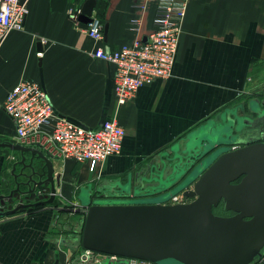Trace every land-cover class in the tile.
<instances>
[{
  "label": "crops",
  "instance_id": "0c3cea01",
  "mask_svg": "<svg viewBox=\"0 0 264 264\" xmlns=\"http://www.w3.org/2000/svg\"><path fill=\"white\" fill-rule=\"evenodd\" d=\"M85 1L27 0L23 30L10 31L0 43V143L15 144L14 124L2 103L20 82H38L57 116L88 129L116 119L125 130L120 153L108 157L96 172L85 164L51 159L54 173L63 180L55 184L56 192L65 186H87L89 175H94L111 183H131L134 194L138 183H149L152 171L164 172L166 178L178 165H189V157L208 154V158L234 132L238 137L247 130L239 121L254 119L263 128L258 115L246 108L258 109L263 99L264 0H189L171 76L141 87L121 107L116 106L112 91L113 65L93 53L131 43L135 35L127 30L128 23L141 12L134 0H94L93 12L107 26L103 41L97 42L68 15ZM154 10L149 4L142 14L141 38L153 29ZM214 138L220 140L218 145ZM210 143L214 147L208 149ZM20 160L18 152L0 148V196L15 189L16 181L6 183L4 176L8 164L15 166L18 175ZM29 160L26 155V163ZM81 167L83 176L77 170ZM9 184L13 185L10 190ZM26 190L20 187L21 192ZM31 194L15 193L12 199ZM12 199L1 201L0 210L11 205ZM51 205L0 218V264H67L72 260L77 253L75 239H69L64 223H60L63 231H56ZM253 264H264V259Z\"/></svg>",
  "mask_w": 264,
  "mask_h": 264
},
{
  "label": "water",
  "instance_id": "95a60500",
  "mask_svg": "<svg viewBox=\"0 0 264 264\" xmlns=\"http://www.w3.org/2000/svg\"><path fill=\"white\" fill-rule=\"evenodd\" d=\"M94 5V0L84 2L79 23H89ZM106 33L107 26L104 27V36ZM259 115L261 123L264 124V116L260 111ZM252 124L254 128L257 127L256 121ZM247 125L249 126L248 122ZM239 132L241 131H237ZM231 138H237L239 143L243 141L242 133ZM262 140L256 144L222 150L211 163L204 156L196 160L195 170H202L196 181L193 182L192 170L181 183H175V187L183 186L181 193L190 201L185 204L84 205L83 209L75 211L84 214L81 247L99 254L154 264H251L256 258L262 260L264 134ZM213 143L218 145L216 138ZM0 148L18 152L22 167L16 175L13 166L11 174L16 181V187L8 195L0 196V202L9 201L15 193H33L32 188L25 193L20 191L21 186L29 187L32 184L35 188L43 184L29 183L32 175L45 178L43 182L49 185L50 192L46 201L18 204L11 210H0V218L52 204L56 188L51 159L37 149L18 144L0 143ZM26 155L30 156L28 163ZM35 160L41 161L42 165L34 164ZM27 168L31 171L30 176L24 172ZM23 177L29 182L18 183L17 178L23 180ZM240 177V183H232ZM192 182V188H187ZM220 201L224 203V210L233 215L222 217L213 214V208Z\"/></svg>",
  "mask_w": 264,
  "mask_h": 264
},
{
  "label": "built area",
  "instance_id": "2783aa9c",
  "mask_svg": "<svg viewBox=\"0 0 264 264\" xmlns=\"http://www.w3.org/2000/svg\"><path fill=\"white\" fill-rule=\"evenodd\" d=\"M27 0H0V43L10 31H21L28 13ZM140 10L127 30L135 35L131 43L109 51L98 48L93 56L114 67L113 95L117 107L134 99L137 91L157 80L168 79L177 51L182 24L189 0H134ZM155 7L153 29L144 38L139 36L147 5ZM72 21L84 26L88 37L97 42L104 39V22L92 11L90 21L83 25L78 19L81 9L69 10ZM45 41H41L43 44ZM2 109L14 124V142L34 148L50 159L87 165L96 172L108 158L120 153L125 130L116 119L104 121L96 129H88L57 116L47 92L38 82H20L5 96ZM128 196L129 194L124 193ZM130 196V195H129ZM183 195H173L167 204H185ZM264 259V250H263ZM95 255V256H94ZM76 263L67 264H154L131 258L95 253L82 247Z\"/></svg>",
  "mask_w": 264,
  "mask_h": 264
},
{
  "label": "rangeland",
  "instance_id": "374dc122",
  "mask_svg": "<svg viewBox=\"0 0 264 264\" xmlns=\"http://www.w3.org/2000/svg\"><path fill=\"white\" fill-rule=\"evenodd\" d=\"M240 126H242L241 121H239ZM219 142L220 140H216ZM236 140L233 138H227L226 140L222 141L223 144L218 149L212 150V153H210L208 159L206 160L209 163H211L216 157L219 156L220 152L225 149H236L240 146L237 144H232ZM183 143H181L182 147ZM214 146L210 143L209 148H213ZM223 148V149H222ZM208 156V154H207ZM204 155V157H207ZM40 163L42 164L41 161H39L38 166H40ZM208 163V164H209ZM207 165V163L205 164ZM8 168L6 169V173L4 176V179L6 180V183H13L14 177H12L11 172L13 171V167L11 168V165H7ZM77 165H75L76 168ZM79 172L80 176H83L84 171L83 168H78L77 169ZM197 171H195L192 174V177ZM199 173V172H198ZM196 173V174H198ZM202 173V172H201ZM82 174V175H81ZM94 176V175H93ZM89 175V182L90 184L85 186L86 184L83 183L80 187L75 188L74 187H69L65 186L64 188L58 189L56 192V198L53 201L52 205L50 206L53 208L56 212V231L58 233H61L63 231L62 225L60 223L65 224V228L67 229L66 234L68 235V231L70 235H68L69 239H75V245H77L75 252H78L80 247L79 246V240L81 237L79 236V231L81 230V226L84 222V214L82 213H76L75 211L78 209H82L84 205L87 204H100V205H106V204H157V203H167L169 202V199L173 195H181L182 196V189L183 186H177V187H172L169 186V183H158L156 187H145V191L148 193H154V192H160L156 196H148L147 198H134L131 199V195L133 196V191H132V184L131 183H111L110 179H99L97 177H93ZM93 177V178H92ZM190 177V178H192ZM54 178H55V184L62 183L61 181L62 178L60 175H57L54 173ZM189 178V179H190ZM87 181V182H88ZM86 182V183H87ZM117 184L118 187H115L114 185ZM136 184V183H135ZM141 184L142 183H138ZM194 183H189L187 185V188H192V185ZM10 185V184H9ZM130 185V187H128ZM176 185V184H175ZM114 186V187H113ZM143 186V185H142ZM13 188V185H10L9 190ZM49 186L48 188L45 189V191H40L37 195H32L30 197H20V196H15L14 199H12V204L6 206L4 209L5 211L6 208H9V210L13 209L15 204L17 202L19 203H34L35 201L38 200H48L49 197ZM124 190L129 194L130 196H126L123 194ZM5 193H8L9 191L5 190ZM91 192L93 193L94 197H91ZM132 192V193H131ZM107 194V196L101 197V195ZM136 195H140L138 191L135 192ZM121 196H124L125 199L121 198ZM120 197V198H119ZM105 198V199H104ZM16 200V202H14ZM183 202H190L188 199H182ZM18 204V203H17ZM220 207L221 204H219ZM2 206V204H1ZM41 208H38L37 210L45 208V206H40ZM218 208V211H221V208ZM4 209L1 207V211H4ZM217 211V212H218ZM23 213V212H20ZM231 214V213H230ZM233 214V213H232ZM227 214L226 216H228ZM231 216V215H229ZM68 239V240H69ZM71 242H74V240H71ZM77 253L73 255L72 261L76 263L77 260ZM95 256V255H94ZM257 260V258H256ZM255 261V260H254ZM163 264H176L174 262H165Z\"/></svg>",
  "mask_w": 264,
  "mask_h": 264
},
{
  "label": "flooded vegetation",
  "instance_id": "af4514ba",
  "mask_svg": "<svg viewBox=\"0 0 264 264\" xmlns=\"http://www.w3.org/2000/svg\"><path fill=\"white\" fill-rule=\"evenodd\" d=\"M263 97L262 101H259V105L257 104V107L258 109H253L251 107H247V112L251 113L252 115H258L256 118L260 119V115H259V111L262 113V116H264V93L262 94L261 98ZM256 106H254V108H257ZM260 116V117H259ZM247 122L249 123V126L247 125ZM253 122H255L254 119L252 120H241V123L242 125H244V123H246V127H247V130H244V132H242V135H243V141H240V143L238 142V139L235 138V142L237 143V145L240 144L239 147H244V146H247V145H252V144H256V143H260L262 142V135L264 134L263 133V130H264V124L263 125V128L262 126L260 127L259 125H257L256 128L253 127ZM235 135V132L234 134H232V136ZM237 136V135H235ZM231 139V138H230ZM250 139V140H249ZM232 143V144H235ZM238 147V148H239ZM203 157L204 155H197V156H193L192 158L189 157V165H178V168H175L174 171L172 170L171 173H170V176L169 177H166L164 178V172H158V173H154L153 171L150 173V180H149V183L147 181L146 183V186H144L145 183H143V186H140L139 188H135V192L138 191L140 195H136L135 193L133 194V196L131 195V199H134V198H147L149 195L150 196H156L158 195L160 192H154V193H148L146 192L144 189L145 187H156L158 185V183H169V186H172V187H175V183H181V181L183 180V178L185 177V175L189 174L192 170L197 171L196 173L198 174H194L193 176V182L196 181L197 177L201 174L202 170H199V169H196L194 168V165H195V162L196 160H198L200 157ZM26 170V171H25ZM24 172L26 173L27 176H30L31 175V171L27 168L25 169ZM148 174V173H147ZM193 174V173H192ZM147 178V177H146ZM166 179V180H164ZM45 180V178H39V176L37 175H32L31 176V182H29L28 179H25L23 177V180H21L22 182H18V183H43L41 186H36L35 188H33L32 184H30V188L34 189V191L42 186H45V185H48L47 183H44L43 181ZM146 180V179H145ZM241 181V177L232 182V183H240ZM192 182V183H193ZM49 186V185H48ZM29 187H26L27 189H30ZM130 187V185L128 186ZM27 192V190H26ZM125 192V191H124ZM22 193H25V192H22ZM124 194V193H123ZM24 195V194H23ZM91 197H94L93 193L91 192ZM129 196V195H128ZM49 198V197H48ZM120 198V197H119ZM121 198L125 199L124 196H121ZM105 199V198H104ZM43 201H46L43 200ZM36 202H42L41 200H38V201H35L34 203ZM83 209V208H82ZM83 214V212H81ZM233 215V214H232ZM256 260V259H255ZM254 261L251 263L253 264Z\"/></svg>",
  "mask_w": 264,
  "mask_h": 264
},
{
  "label": "trees",
  "instance_id": "16d2710c",
  "mask_svg": "<svg viewBox=\"0 0 264 264\" xmlns=\"http://www.w3.org/2000/svg\"><path fill=\"white\" fill-rule=\"evenodd\" d=\"M123 193H126V192H123ZM33 194H31V196H32ZM219 204H221V206L222 207H220V205ZM215 208H213V210H212V212H213V214L214 215H216V216H222V217H226V215L227 214H229V215H232V213L231 212H227V211H225L224 210V203H223V201H220V203H219ZM221 208V211H218V208ZM38 208H41L40 206H38V207H33V208H30V209H28V210H26L27 212H31V211H35V210H37ZM218 211V212H217ZM21 212V211H20ZM19 212V213H20ZM231 213V214H230ZM228 215V216H229ZM84 220V219H83ZM84 223V222H83ZM82 227H83V224H82V226H81V230L79 231V236L81 237V232H82ZM79 246H81V241L79 240Z\"/></svg>",
  "mask_w": 264,
  "mask_h": 264
}]
</instances>
